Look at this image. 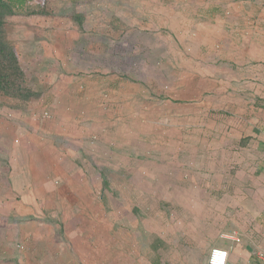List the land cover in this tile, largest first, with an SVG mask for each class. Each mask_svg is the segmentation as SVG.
Segmentation results:
<instances>
[{
    "label": "rangeland",
    "instance_id": "rangeland-1",
    "mask_svg": "<svg viewBox=\"0 0 264 264\" xmlns=\"http://www.w3.org/2000/svg\"><path fill=\"white\" fill-rule=\"evenodd\" d=\"M160 1L28 0L6 20L34 96L0 92V264H206L205 224L258 208L220 118L163 95L182 55L142 19ZM244 1L261 29L264 0Z\"/></svg>",
    "mask_w": 264,
    "mask_h": 264
},
{
    "label": "crops",
    "instance_id": "crops-1",
    "mask_svg": "<svg viewBox=\"0 0 264 264\" xmlns=\"http://www.w3.org/2000/svg\"><path fill=\"white\" fill-rule=\"evenodd\" d=\"M160 2L162 13L142 19L153 22L159 36H165V46L182 55L177 63L182 68L164 97L177 110L182 106L203 113L204 123L220 118V146L235 148L261 186L251 190L258 208L250 218L212 219L205 224L204 250L208 256L211 248L226 249L227 264H264L260 257L264 253V21L261 29L257 27L263 35L257 34L251 27L258 23L257 15L244 0ZM126 9L133 10L131 5ZM39 129L40 137L33 134L34 139L47 137ZM36 189L31 186L27 194Z\"/></svg>",
    "mask_w": 264,
    "mask_h": 264
},
{
    "label": "trees",
    "instance_id": "trees-1",
    "mask_svg": "<svg viewBox=\"0 0 264 264\" xmlns=\"http://www.w3.org/2000/svg\"><path fill=\"white\" fill-rule=\"evenodd\" d=\"M28 0H0V92L28 102L34 95L25 86V73L19 65L15 48L4 33L6 20L25 10Z\"/></svg>",
    "mask_w": 264,
    "mask_h": 264
},
{
    "label": "built area",
    "instance_id": "built-area-1",
    "mask_svg": "<svg viewBox=\"0 0 264 264\" xmlns=\"http://www.w3.org/2000/svg\"><path fill=\"white\" fill-rule=\"evenodd\" d=\"M264 259V253L260 254ZM228 251L223 248L214 247L208 253L207 264H227Z\"/></svg>",
    "mask_w": 264,
    "mask_h": 264
}]
</instances>
